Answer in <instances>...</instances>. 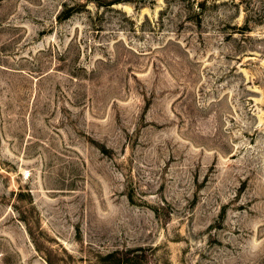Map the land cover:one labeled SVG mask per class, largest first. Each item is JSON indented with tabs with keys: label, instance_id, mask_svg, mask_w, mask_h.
Returning <instances> with one entry per match:
<instances>
[{
	"label": "rangeland",
	"instance_id": "374dc122",
	"mask_svg": "<svg viewBox=\"0 0 264 264\" xmlns=\"http://www.w3.org/2000/svg\"><path fill=\"white\" fill-rule=\"evenodd\" d=\"M0 264H264V0H0Z\"/></svg>",
	"mask_w": 264,
	"mask_h": 264
},
{
	"label": "trees",
	"instance_id": "16d2710c",
	"mask_svg": "<svg viewBox=\"0 0 264 264\" xmlns=\"http://www.w3.org/2000/svg\"><path fill=\"white\" fill-rule=\"evenodd\" d=\"M71 16H72V14H71V13H69V14H66V15H64V14H63V16H62V17H60L59 19H61V20H66V19L70 18Z\"/></svg>",
	"mask_w": 264,
	"mask_h": 264
}]
</instances>
